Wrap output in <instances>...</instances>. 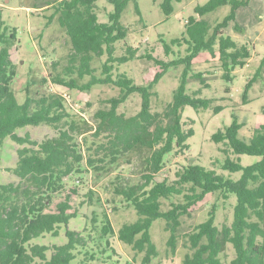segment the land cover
Here are the masks:
<instances>
[{
    "label": "trees",
    "instance_id": "16d2710c",
    "mask_svg": "<svg viewBox=\"0 0 264 264\" xmlns=\"http://www.w3.org/2000/svg\"><path fill=\"white\" fill-rule=\"evenodd\" d=\"M129 1L107 0L113 6L107 22L98 21L97 0L46 2L42 8L49 15L42 14L44 29L56 24L67 50L45 63L46 76L27 82L22 104L12 89L17 31L5 24L0 9V264H91L97 254L107 249L114 252L109 246L114 236L136 256L142 255L141 264H150L158 257L151 236L156 221L168 233L165 253L171 261L180 244L185 253L179 264H222L220 254L231 245L235 256L230 264H264V123L252 126L247 138H239L245 124L233 115L229 125L212 134L211 141L221 144L219 151L225 155L219 171L186 164L179 166L172 180H155L166 166L167 155L190 148L187 141L194 131L191 125L185 128L184 108L206 111L214 101L199 98L200 90L186 93L193 60L201 53L217 52L221 78L231 82L233 71L252 57L247 43L225 33L229 23L235 22L236 11L250 0H208L196 6L195 15L185 23L184 35L163 43L164 54L170 58L167 62L148 53L139 56L126 42L128 29L120 17ZM172 1L180 0L161 4L166 16L172 12ZM226 5L230 11L221 21L212 24L203 18ZM135 12L139 15L137 7ZM234 30L242 33L237 24ZM41 36L42 32L37 38ZM118 43L124 48L120 55H116ZM134 59H146L159 67L148 84H136L120 71ZM263 64L264 57L243 89V101ZM178 67L182 71L171 100L153 111L155 86ZM52 86L80 93L112 86L119 93L102 101L104 106L89 121L70 113L64 93ZM131 96L140 98L139 110L132 115L119 112ZM222 110L221 106L213 108L215 115ZM240 155L259 159L243 165ZM125 170L133 177L124 174ZM89 173L96 179L112 175L107 185L112 209H132L133 222L115 231L105 213L101 221L94 211L92 218L86 215L89 207L101 202L98 191L89 187ZM234 174L239 175L237 179ZM214 194L224 200L235 197L232 223L218 228L213 205L204 222L186 231L182 218ZM92 232L104 244L98 252L88 247Z\"/></svg>",
    "mask_w": 264,
    "mask_h": 264
},
{
    "label": "rangeland",
    "instance_id": "374dc122",
    "mask_svg": "<svg viewBox=\"0 0 264 264\" xmlns=\"http://www.w3.org/2000/svg\"><path fill=\"white\" fill-rule=\"evenodd\" d=\"M51 1L54 0H0L3 21L17 31V49L12 51V59L17 65V72L12 89L19 104L24 102L23 89L27 82L29 80L39 81L46 76L47 66L45 63L50 62L52 58L61 57L67 50L64 34L56 24L44 29L46 19L43 17L45 11L42 7L46 2ZM162 2L163 0H130L122 12L120 22L128 29L126 42L138 50L137 55L148 53L159 61L167 62L170 58L164 54L163 43H169L170 40L184 35L186 21L195 15L194 8L204 5L208 0L172 1V12L168 16L165 15L161 7ZM34 3L37 8H34ZM96 5L98 21L107 22V16L112 12L113 6L107 0H97ZM136 7L139 10V15L135 12ZM248 7L247 10L243 7L242 12L237 16V20L229 23L225 33L230 36L233 35L232 38L237 42L247 43L251 49L252 57L243 67H237L233 71L231 82H226L221 78L222 72L217 52L214 55L201 53L193 60L192 70L187 79L186 93L191 95L193 91L200 90L199 98L214 99V101L206 111H196L191 107L184 108L183 120L188 124L185 128L187 129L191 125L194 131L193 136L187 141L190 148L183 153L167 155L166 166L157 175L156 181L160 182L164 178L172 180L179 166L186 164L215 168L219 171V166L225 155L219 151L222 145L212 142L211 136L217 130H222L229 125L233 115L237 117L238 123L245 124L238 133L239 138H247L252 126L264 123V64L260 70L259 78L252 83L245 100L243 101L242 98L246 83L253 77L256 69L260 67L264 57V0H253ZM229 11V5L222 6L206 14L203 18L213 24L216 21H221ZM45 15L48 16L49 11H46ZM235 24L244 28V35L234 30ZM41 32V38H37ZM123 49V45L118 43L116 55L122 54ZM181 51L183 53V50ZM158 68L153 62L146 59H134L119 69L125 72L136 84H148L159 71ZM181 71L182 67H178L176 70L170 69L159 80L154 88L157 95L152 97L153 111L160 110L171 100L172 93L178 85ZM194 74L201 76L196 78ZM51 88L64 93L70 113L78 117L84 116L89 121L90 118L88 117L96 109L104 106L102 101L116 97L119 93V90L112 86H96L88 93L67 91L54 86ZM226 89L229 90L228 93L225 92ZM215 106L223 107V110L216 115L213 112ZM139 107L140 98L131 96L118 110L126 115H132L139 110ZM234 158L237 159V156ZM239 158L243 165H249L259 159L247 155H240ZM124 174L132 177L134 175L129 170H125ZM232 176L237 179L239 175L234 174ZM111 178L112 175L96 179L94 174H88L89 187L98 191L101 202L94 207H89L85 212L89 218H92L91 211H94L98 221L102 220L105 213L113 229L117 231L121 225L133 222L136 217L132 209L121 208L117 212L113 211V206L110 203L112 195L107 190L108 181ZM234 204L235 197L233 196L224 200L219 194L209 195L202 202L193 206L189 217L184 216L182 218L183 228L189 231L192 227L204 222L213 205L215 206L214 224L218 228H221L222 225H230L233 220ZM163 227L162 222L156 221L151 228V236L157 247L158 257L152 260L150 264H179L185 250L179 244L173 261H171V257L166 256L168 233L164 232ZM109 243L114 252L112 253L107 249L108 252L97 254V261L91 262V264H126L127 262L141 264L142 255L136 256L129 247L119 242L115 236L109 238ZM98 244L100 246H97ZM88 247H93L95 252L104 248V244L96 232L91 233L88 239ZM234 256L233 247L228 245L220 254L222 264H230Z\"/></svg>",
    "mask_w": 264,
    "mask_h": 264
},
{
    "label": "crops",
    "instance_id": "0c3cea01",
    "mask_svg": "<svg viewBox=\"0 0 264 264\" xmlns=\"http://www.w3.org/2000/svg\"><path fill=\"white\" fill-rule=\"evenodd\" d=\"M252 1H253V0H250L249 5H250V3H252ZM249 5H248V6H249ZM248 6H247V7H244V9L247 10V8H249ZM242 9H243V7H242V8H239V9L236 11V18H235L236 20H237V16H238V14L242 12ZM228 26H229V25H228ZM228 26H227V27H228ZM238 26L242 29V33H239V34L244 35V33H245V32H244V28L241 27L240 25H238ZM226 29H227V28H226ZM226 29H225V30H226ZM225 32H226V31H225ZM232 36H233V35H232Z\"/></svg>",
    "mask_w": 264,
    "mask_h": 264
}]
</instances>
